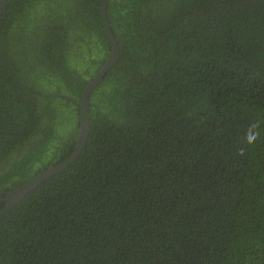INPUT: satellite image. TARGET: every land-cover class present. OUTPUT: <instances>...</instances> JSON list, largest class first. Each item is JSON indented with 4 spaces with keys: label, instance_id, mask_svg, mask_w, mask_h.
<instances>
[{
    "label": "trees",
    "instance_id": "16d2710c",
    "mask_svg": "<svg viewBox=\"0 0 264 264\" xmlns=\"http://www.w3.org/2000/svg\"><path fill=\"white\" fill-rule=\"evenodd\" d=\"M7 1L0 194L73 153L111 52L101 0ZM106 15L119 56L86 144L0 219V264H264V0H106Z\"/></svg>",
    "mask_w": 264,
    "mask_h": 264
},
{
    "label": "water",
    "instance_id": "95a60500",
    "mask_svg": "<svg viewBox=\"0 0 264 264\" xmlns=\"http://www.w3.org/2000/svg\"><path fill=\"white\" fill-rule=\"evenodd\" d=\"M8 5L7 0H0V16L6 11ZM101 17L105 31V35L111 45V52L108 59L101 65L98 71L90 79L85 86L80 102L79 116V132L76 140L73 153L60 164H57L42 173L29 179L27 182L16 188L15 190L4 194V198L0 199L3 202L4 208L0 212V219L4 217L18 202L23 200L30 192L35 190L40 184L60 173L72 164L83 150L89 134V118H88V98L94 88L100 84L106 73L115 65L118 60L119 50L117 40L111 32L106 15V0H101Z\"/></svg>",
    "mask_w": 264,
    "mask_h": 264
},
{
    "label": "flooded vegetation",
    "instance_id": "af4514ba",
    "mask_svg": "<svg viewBox=\"0 0 264 264\" xmlns=\"http://www.w3.org/2000/svg\"><path fill=\"white\" fill-rule=\"evenodd\" d=\"M0 195H4V193L0 194Z\"/></svg>",
    "mask_w": 264,
    "mask_h": 264
}]
</instances>
